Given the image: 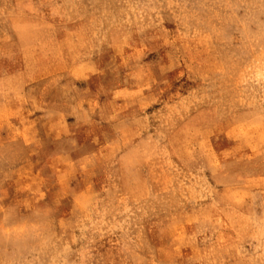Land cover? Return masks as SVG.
Masks as SVG:
<instances>
[{
  "label": "rangeland",
  "instance_id": "374dc122",
  "mask_svg": "<svg viewBox=\"0 0 264 264\" xmlns=\"http://www.w3.org/2000/svg\"><path fill=\"white\" fill-rule=\"evenodd\" d=\"M0 264H264V0H0Z\"/></svg>",
  "mask_w": 264,
  "mask_h": 264
}]
</instances>
